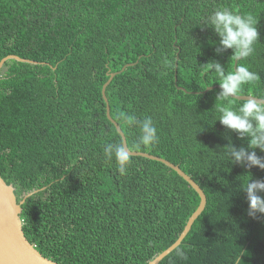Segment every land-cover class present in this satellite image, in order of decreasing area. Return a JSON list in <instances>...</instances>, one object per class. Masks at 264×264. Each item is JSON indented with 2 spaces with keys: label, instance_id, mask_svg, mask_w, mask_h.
<instances>
[{
  "label": "trees",
  "instance_id": "1",
  "mask_svg": "<svg viewBox=\"0 0 264 264\" xmlns=\"http://www.w3.org/2000/svg\"><path fill=\"white\" fill-rule=\"evenodd\" d=\"M257 20L259 42L238 60L258 73L237 95L264 99V0H0V176L22 204L27 240L59 264H147L172 245L200 198L160 161L132 156L127 174L103 155L122 140L132 151L178 165L203 190L206 206L159 264H264V215L248 216V180L264 170L233 164L220 122L219 85L209 63L234 71L229 49L204 24L217 7ZM177 59V63H176ZM176 77V81H175ZM119 112L152 117L160 142L137 148ZM257 155L264 156L258 148ZM151 242V243H150ZM177 250L185 257L177 256Z\"/></svg>",
  "mask_w": 264,
  "mask_h": 264
},
{
  "label": "clouds",
  "instance_id": "2",
  "mask_svg": "<svg viewBox=\"0 0 264 264\" xmlns=\"http://www.w3.org/2000/svg\"><path fill=\"white\" fill-rule=\"evenodd\" d=\"M258 20L251 14H240L229 7H217L207 17L205 26L211 28L219 37L216 55H221L231 49L232 56L237 60L247 59L254 52V45L259 42L257 29ZM211 71L216 73L219 90L216 101H228L235 98L244 90L245 85H254L259 81L258 73L250 70L247 65H239L234 71L226 72L217 61L209 63ZM220 113V124L228 131L235 132L240 139L248 138L247 147H235L231 143L226 145L227 155L233 164L251 169L253 167L264 170V156L257 155L255 149L264 153V100L256 94L247 97L239 107L231 103L216 105ZM116 120L121 121L128 128L137 130L135 146L151 149L160 142L157 128L152 117L138 119L135 115L119 112ZM103 155L109 161H114L120 175H126L132 163V150L122 141L105 143ZM242 191L246 194L248 204L247 214L257 218V214L264 215V179H250ZM151 243V242H150ZM177 256L185 257L183 251L177 250ZM239 259L236 264H239Z\"/></svg>",
  "mask_w": 264,
  "mask_h": 264
},
{
  "label": "water",
  "instance_id": "3",
  "mask_svg": "<svg viewBox=\"0 0 264 264\" xmlns=\"http://www.w3.org/2000/svg\"><path fill=\"white\" fill-rule=\"evenodd\" d=\"M16 60L19 62H26L30 64H38L39 62L23 59L16 55H8L0 60V70L4 63L7 60ZM237 59L235 60V66L237 64ZM177 63V59H176ZM133 64L125 65L121 71L113 72L109 74L108 81L102 87V96L106 103V115L108 119L114 124L117 132L121 135L122 141L127 145L124 134L122 133L119 125L111 118L110 116V108L107 97L105 95L106 86L112 80V78L117 74L122 72L126 67L132 66ZM176 81V77H175ZM219 88V85L208 87L206 91ZM249 95H237L235 99L238 100H246ZM261 99V98H260ZM264 100V99H262ZM132 156H142L148 159L160 161L175 172L179 176H181L188 184L195 190L200 198V202L192 213V215L188 218V221L179 235L178 239L170 245L167 249L161 252L158 256H156L153 260L149 261L147 264H159L160 261L167 256L172 250H174L181 241L185 238L187 233L189 232L192 224L197 219V217L203 212L206 206V195L203 190L199 187V185L189 176L187 175L178 165L171 163L170 161L160 158L158 156H154L148 153L140 152V151H132ZM36 191H31L27 193L20 202H17L16 196L14 193V187L12 184H6V182L0 176V264H59L51 259L44 257L35 247L32 245L23 232L22 228V220H21V212H22V204L24 201Z\"/></svg>",
  "mask_w": 264,
  "mask_h": 264
}]
</instances>
